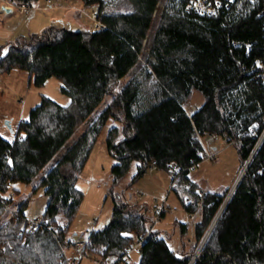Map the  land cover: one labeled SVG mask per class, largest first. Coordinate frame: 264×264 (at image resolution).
Instances as JSON below:
<instances>
[{"label":"trees","instance_id":"1","mask_svg":"<svg viewBox=\"0 0 264 264\" xmlns=\"http://www.w3.org/2000/svg\"><path fill=\"white\" fill-rule=\"evenodd\" d=\"M7 1L31 7L39 0ZM191 1L82 0L97 7L102 26L72 30L52 24L29 39L0 45V74L20 68L38 86L56 76L70 98L62 104L43 95L11 140L0 133V264H66L61 239L47 225L21 228L32 194L15 205L8 193L17 182H36L34 191L43 186L49 196L43 216L67 234L84 195L78 179L105 127L107 148L117 159L111 167L115 186L134 161V179L156 160V167L189 180L208 134L237 144L242 166L247 162L264 132V0H230L212 15L189 9ZM195 91L203 102L188 110ZM229 190H207L193 225L195 243L183 240L190 225L181 222L180 250L149 232L137 203L119 198L109 222L88 235L86 250L124 253L142 236L137 264H264V139L206 238ZM182 198L188 211L197 210ZM8 204L16 207L15 218L8 217Z\"/></svg>","mask_w":264,"mask_h":264},{"label":"rangeland","instance_id":"2","mask_svg":"<svg viewBox=\"0 0 264 264\" xmlns=\"http://www.w3.org/2000/svg\"><path fill=\"white\" fill-rule=\"evenodd\" d=\"M73 0H55L54 6L60 3L71 5ZM80 5V10L53 11L47 0H39L35 5L25 10H14L11 13L0 15V45L17 39H29L33 33H41L49 25L68 27L72 30L94 29L93 11L96 6H85L82 0H75ZM5 3L0 0V6ZM27 10V11H26ZM3 10L0 7V12ZM5 12V11H3ZM61 12V14H59ZM62 17V20L56 19ZM157 19L154 22V27ZM7 46L5 47V51ZM138 69H135L137 71ZM131 75L129 73L122 79L125 82ZM43 95H47L56 101L67 104L69 96L61 90V80L56 76L48 78L45 84L38 86L34 84L33 76L26 70L13 68L8 72L0 74V133L12 139L14 132L9 124L16 129L22 119H26L33 107L40 103ZM112 94L106 96L104 101L97 107L94 115L99 113L110 101ZM203 95L195 91L191 101L186 105L189 110L203 102ZM89 119L82 123L76 133L69 139L68 143L74 141L84 130ZM107 127H105L96 140L90 155L83 166L77 186L84 195L79 208L68 229V235L73 239L88 237L93 229L106 225L112 214L115 199L119 198L130 203H137L145 212L151 226L154 216V208L157 203L164 200L166 211L153 225L152 230L167 237L170 245L177 251L182 249L183 240L188 238L190 243L193 239L194 229L192 215L185 207L183 192L178 187L174 188L172 173L164 168L150 167L147 171L134 179L137 173L138 161H134L131 169L123 179L115 186L111 173L112 165L117 159L109 152L106 144ZM264 134V132H263ZM205 152L213 157L203 158L196 164L195 169L189 173V180L198 182L207 190L224 192L235 186L240 173L243 170L237 144L229 142L221 135L202 137ZM180 181V180H179ZM181 182V181H180ZM36 182L14 183L8 194L15 195V205L30 194L31 197L25 209V219L33 220L44 213L49 196L44 192V187L39 186L35 191ZM14 188L19 189L18 192ZM178 188V189H177ZM228 192V194H229ZM14 206V205H13ZM200 215L195 217L198 220ZM195 220V221H196ZM181 222L190 225V234L187 232L181 237ZM76 233V234H74ZM194 241V242H191ZM205 242V239L204 241ZM201 243V245L203 244ZM197 250L196 254L201 250ZM93 253H91V256ZM140 252L136 251L127 264H137ZM80 264H93L90 258H84Z\"/></svg>","mask_w":264,"mask_h":264},{"label":"built area","instance_id":"3","mask_svg":"<svg viewBox=\"0 0 264 264\" xmlns=\"http://www.w3.org/2000/svg\"><path fill=\"white\" fill-rule=\"evenodd\" d=\"M5 3L2 4L1 9L5 12H12L14 10L20 9L25 10L29 8L28 3L26 2H11L4 0ZM55 0H47L50 5H54ZM230 0H192L189 9L194 10L202 15H212L218 12V10L224 5L229 3ZM4 6L11 8V11H6ZM93 19H94V25L96 27L102 26L101 21L97 17L96 11H93L92 13ZM262 79L264 80V70L260 74ZM197 108V106L194 107V109ZM214 136V135H212ZM199 137V136H197ZM264 139V134L259 139V142H262ZM202 140V138H201ZM203 158L213 157L209 152H202ZM156 160H153L150 167L154 168L156 167ZM195 164L191 166V170L195 169ZM180 174L177 170L172 172V179H173V186L174 188H183V194L185 198V202L187 204H193L196 205L198 208L195 212H192V223L194 225L195 217L197 215H200L201 213V207L204 202V198L206 197L207 190L203 187H196L193 188V181L192 180H185V181H179ZM14 193H12L13 196ZM5 211L8 213L9 218H15L17 214V209L13 205H6ZM166 211V206L164 203V200L162 203H157L154 208V216L155 219L153 220L152 225L149 228V232L152 231L153 225L160 219V216ZM47 225L49 229L53 232L54 237L57 240H60V246H61V253L63 256V261L66 264H80L81 260L84 258H90L93 264H127L131 262V257L134 252L141 251V245L144 241V238L142 236L135 237L130 245L127 247V250L124 253H116L111 252L108 254H93L91 256V253H89L86 250V244H87V237H79L77 239H73L72 236H69L68 233L63 235L61 232L63 230V226L59 225L57 228L51 227L48 225V220L42 215L37 216L33 220H23L21 224V228L30 227V228H37L40 226ZM191 242H194L191 240ZM72 252L73 254H71Z\"/></svg>","mask_w":264,"mask_h":264},{"label":"water","instance_id":"4","mask_svg":"<svg viewBox=\"0 0 264 264\" xmlns=\"http://www.w3.org/2000/svg\"><path fill=\"white\" fill-rule=\"evenodd\" d=\"M4 8L6 9V11H11V8H8V7H6V6H4ZM9 127L11 128V131L14 132V129L12 128L11 124H9ZM260 144H261V142L258 143L257 147L254 149V151L252 152L251 156L249 157V159H248L247 162L245 163V166L243 167V170H242V172L240 173V176L238 177L235 186H234V187L232 188V190L229 192V194H228V196H227V198H226V200H225V203H224L222 209L220 210V212L218 213V215L216 216L213 225L211 226V228H210L209 231H208V234L206 235V238H207L208 235L210 234V232H211L212 228L214 227L216 221H217L218 218L220 217V215H221V213L223 212L225 206L227 205L228 201L230 200L231 196L233 195V193H234V191H235V189H236V187H237L239 181L242 179L244 173L246 172L247 167L249 166V163L251 162L252 158L254 157V155H255L256 151L258 150ZM206 238H205V240H206ZM203 244H204V242H203ZM203 244L201 245V247L203 246ZM200 249H201V248H200ZM194 259H195V258H194ZM191 264H192V263H191Z\"/></svg>","mask_w":264,"mask_h":264},{"label":"crops","instance_id":"5","mask_svg":"<svg viewBox=\"0 0 264 264\" xmlns=\"http://www.w3.org/2000/svg\"><path fill=\"white\" fill-rule=\"evenodd\" d=\"M71 5H68V4H65V2H62V3H60L59 4V6H54V5H50L48 8H51L53 11L55 10V11H62V10H66V9H68V10H72V9H76L77 11H79L80 10V5L75 1V0H73L72 1V3H70ZM28 10V9H27ZM26 10V11H27ZM3 13H11V12H0V15L1 14H3ZM59 14H61V12L59 13ZM56 19H59V20H62V17H57ZM198 186L199 187H203L201 184H199L198 183ZM203 188H205V187H203ZM206 189V188H205ZM207 190V189H206ZM197 219V218H196ZM74 234H76V233H74ZM73 238V237H72ZM71 254H73L72 252H70Z\"/></svg>","mask_w":264,"mask_h":264}]
</instances>
